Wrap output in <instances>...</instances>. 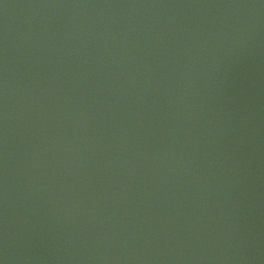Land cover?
<instances>
[{
	"label": "water",
	"instance_id": "1",
	"mask_svg": "<svg viewBox=\"0 0 264 264\" xmlns=\"http://www.w3.org/2000/svg\"><path fill=\"white\" fill-rule=\"evenodd\" d=\"M0 264H264V0H0Z\"/></svg>",
	"mask_w": 264,
	"mask_h": 264
}]
</instances>
